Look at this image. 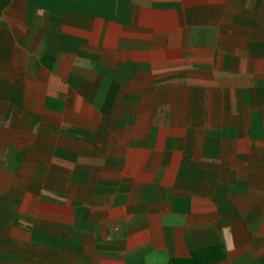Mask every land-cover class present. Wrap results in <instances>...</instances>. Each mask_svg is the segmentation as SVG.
Here are the masks:
<instances>
[{
	"label": "crops",
	"instance_id": "obj_1",
	"mask_svg": "<svg viewBox=\"0 0 264 264\" xmlns=\"http://www.w3.org/2000/svg\"><path fill=\"white\" fill-rule=\"evenodd\" d=\"M204 251L264 264V0H0V264Z\"/></svg>",
	"mask_w": 264,
	"mask_h": 264
},
{
	"label": "trees",
	"instance_id": "obj_2",
	"mask_svg": "<svg viewBox=\"0 0 264 264\" xmlns=\"http://www.w3.org/2000/svg\"><path fill=\"white\" fill-rule=\"evenodd\" d=\"M211 251H204L200 253L192 254L190 264H210L214 262L213 258H211ZM209 257V258H208ZM177 261L172 262L174 264Z\"/></svg>",
	"mask_w": 264,
	"mask_h": 264
}]
</instances>
